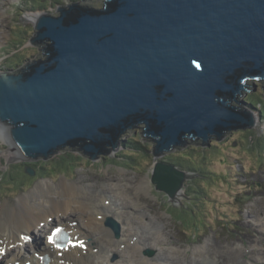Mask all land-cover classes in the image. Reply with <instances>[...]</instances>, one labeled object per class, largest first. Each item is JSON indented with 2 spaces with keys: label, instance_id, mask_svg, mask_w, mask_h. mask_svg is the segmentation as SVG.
<instances>
[{
  "label": "water",
  "instance_id": "95a60500",
  "mask_svg": "<svg viewBox=\"0 0 264 264\" xmlns=\"http://www.w3.org/2000/svg\"><path fill=\"white\" fill-rule=\"evenodd\" d=\"M57 11L33 23L29 42H47L44 59L0 72V135L27 161L73 145L94 161L123 150L121 135L140 124L155 158L185 138L209 147L254 126L235 100L246 80H264V0H105ZM186 179L157 162L150 180L173 200ZM104 226L120 237L113 218Z\"/></svg>",
  "mask_w": 264,
  "mask_h": 264
},
{
  "label": "rangeland",
  "instance_id": "374dc122",
  "mask_svg": "<svg viewBox=\"0 0 264 264\" xmlns=\"http://www.w3.org/2000/svg\"><path fill=\"white\" fill-rule=\"evenodd\" d=\"M104 1L0 0V13L3 12L0 14L3 32L0 72H13L44 59L43 49L47 42L36 46L29 42L35 20L25 19L26 14L58 17V7L67 8L77 3L101 9ZM244 85L247 87L244 90L249 92L242 90L235 101L244 110L257 115L256 126L225 132L222 139L213 136L209 147H202L203 142L198 139L185 138L186 145L164 152L159 158L153 156L155 144L144 136L142 124L121 135L123 150L99 155L92 161L83 152L66 147L45 160V164L39 163L43 167L41 170L36 168L40 159L27 161L24 156L22 159L10 156L11 151L18 148L10 142L3 144L1 137L0 206L17 204L29 195L37 182L46 181L48 185L71 182L81 187L82 192L92 194V203L102 205L103 198H116L117 206L121 204L125 211L123 219H118L120 237L115 239L110 232L111 236L106 239L117 241L121 245L116 248L129 252L119 256L107 251L101 254L107 260L102 264H257L264 242L247 244L240 235H251V230L262 229L264 222V117L259 110L253 109L264 105V80H246ZM249 101L259 102L258 107H249ZM128 140L131 143H126ZM68 151L72 156L51 162ZM157 162L173 164L186 174L187 179L173 200H168L149 181ZM29 163L36 168H31L35 177L25 173ZM215 165L220 167L217 169ZM134 181L144 186L141 191L128 192L127 188L122 191L121 184ZM246 220L253 223V227ZM72 221L79 223L77 217ZM39 235L41 232L34 233L35 237ZM138 237L141 240L136 244ZM159 240H163V244H158ZM31 248H25V252H30ZM199 251L205 252L198 254Z\"/></svg>",
  "mask_w": 264,
  "mask_h": 264
},
{
  "label": "bare ground",
  "instance_id": "6f19581e",
  "mask_svg": "<svg viewBox=\"0 0 264 264\" xmlns=\"http://www.w3.org/2000/svg\"><path fill=\"white\" fill-rule=\"evenodd\" d=\"M0 14H3V12ZM40 15L41 14L38 13H28L25 15V19L35 20ZM1 35H3V32L0 30V36ZM253 118L254 126H256L258 124L257 115H253ZM125 132H123V134ZM1 137L5 141L10 142V145H15L10 135L2 134L0 139ZM11 155L12 157L22 159L19 150H14V152L11 151L10 156ZM31 166L32 165L28 166L26 170L30 171ZM215 167L218 169L220 166L215 165ZM150 179L151 178H149V181L151 182ZM121 187L122 191L127 188L128 192H138L141 191L144 186L134 181L130 184H121ZM216 195L220 196V194ZM93 199L94 196L92 194L82 192V188L77 184L60 181L57 184L48 185L46 181H43L37 182L29 195H26L22 200L18 201L17 204L11 207L1 205L0 239L11 240L12 243L16 242L20 246H23L22 248H16L18 251H14L9 260L11 262L19 261L20 259L25 261L32 260L33 253H26L22 250L31 245L38 248L35 252L48 254L52 264H102L107 260L106 257H103L101 254H107V251L113 252L119 256L122 255L121 253H128L129 251L124 252V250L120 251L116 248V246L119 247L121 245L117 244V241L106 239V237L111 236V234L110 231L102 225L103 220L108 216L116 217L117 222L118 219H123L122 217L125 211L122 210L123 207L121 208V204L118 203L119 206H117L118 199L106 200V198H103L102 200L104 203L102 205L92 203ZM44 203H46V205H44ZM119 209L122 210V212H118ZM262 216L264 219V212ZM73 217H77L79 223H77V221H72ZM50 219L59 221L58 224L66 226V229L72 230L73 234H78L79 237L85 238L87 241L86 250L83 252L81 249H74L56 257L55 253L50 251L45 242H43L41 246L38 243L27 244L25 239L32 237L33 232L44 233L52 225V223L49 222ZM246 221L249 222V226L253 227V223L250 224L249 220ZM261 225L262 229L259 227L252 229L251 235L242 233L240 239L244 240L247 244L250 242H254L253 244L264 242V222ZM37 229H40V231ZM123 236L122 234V237ZM140 240L141 238L138 237L136 244H139ZM163 242V240H159L158 244H163ZM125 248H127V246ZM93 252L96 254H93ZM253 252L254 251L251 249L250 254ZM202 253L199 251L198 254ZM258 253L261 254L262 257H260V262H257V264H264V250L260 249ZM1 255L2 249L0 248V257ZM193 255L196 256L197 254ZM2 261L3 260H0V262Z\"/></svg>",
  "mask_w": 264,
  "mask_h": 264
},
{
  "label": "trees",
  "instance_id": "16d2710c",
  "mask_svg": "<svg viewBox=\"0 0 264 264\" xmlns=\"http://www.w3.org/2000/svg\"><path fill=\"white\" fill-rule=\"evenodd\" d=\"M80 6V5H79ZM81 7H83V8H89L88 6H81ZM245 88H247V87H245ZM241 94V93H240ZM242 95V94H241ZM248 99V98H247ZM262 100H264V98H262ZM261 100V101H262ZM252 105H254V106H257L258 107V105H259V102H256V104H254L252 101L250 102L249 101V104H248V106L249 107H252ZM253 108V107H252ZM253 109H256V110H259V113L261 114V116L262 117H264V105H260L259 106V108L257 109V108H253ZM136 127H138V125L137 126H135V127H133L132 129H134V128H136ZM121 137V136H120ZM120 139V138H119ZM126 143H131V141H127ZM70 148H72V149H74V151H80V146H78V145H73V146H70ZM62 149H64V148H62ZM62 149H59L58 150V152L59 151H61ZM141 149V148H140ZM140 149H136L137 150V152H143L144 153V151L143 150H140ZM133 151H135V150H133ZM262 151H264V147L262 148ZM71 152V151H70ZM70 152L68 151V152H66L65 154H63V155H60V156H58V158H54L53 160H51V162H55V161H57L58 159H61L62 157H64L65 158V156H67V157H70V156H72V154H70ZM55 154V153H54ZM104 158H106V157H104ZM41 161L40 162H38V165H37V167L36 168H38L39 170H41V169H43V167L41 166H39V163H42V164H45L44 162H45V160H42V159H40ZM50 161V160H49ZM58 162V161H57ZM88 162H91V160H88ZM177 165V164H176ZM31 168H33L32 166H31ZM36 168H33V169H36ZM43 171V170H42ZM36 172V171H35ZM38 172V171H37ZM34 177H35V175H34ZM42 178L44 177V176H41ZM164 194V193H163ZM165 195V194H164ZM166 196V195H165ZM167 197V196H166Z\"/></svg>",
  "mask_w": 264,
  "mask_h": 264
},
{
  "label": "snow or ice",
  "instance_id": "6c2138e0",
  "mask_svg": "<svg viewBox=\"0 0 264 264\" xmlns=\"http://www.w3.org/2000/svg\"><path fill=\"white\" fill-rule=\"evenodd\" d=\"M57 231H59V230H57ZM49 242L50 243H55V240H54L53 236L49 237ZM80 246L82 247L83 245L81 244Z\"/></svg>",
  "mask_w": 264,
  "mask_h": 264
},
{
  "label": "clouds",
  "instance_id": "9594fccd",
  "mask_svg": "<svg viewBox=\"0 0 264 264\" xmlns=\"http://www.w3.org/2000/svg\"><path fill=\"white\" fill-rule=\"evenodd\" d=\"M255 80H259V79H255ZM127 132V131H126ZM125 134V133H124Z\"/></svg>",
  "mask_w": 264,
  "mask_h": 264
}]
</instances>
